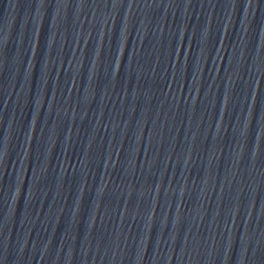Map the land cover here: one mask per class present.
Returning <instances> with one entry per match:
<instances>
[{
  "label": "water",
  "instance_id": "water-1",
  "mask_svg": "<svg viewBox=\"0 0 264 264\" xmlns=\"http://www.w3.org/2000/svg\"><path fill=\"white\" fill-rule=\"evenodd\" d=\"M257 5H259L262 9H264V0H252Z\"/></svg>",
  "mask_w": 264,
  "mask_h": 264
}]
</instances>
